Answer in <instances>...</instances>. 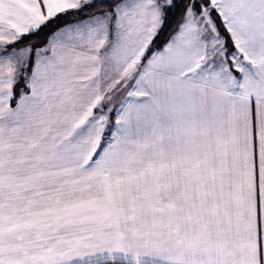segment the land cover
I'll return each mask as SVG.
<instances>
[{
    "label": "snow or ice",
    "instance_id": "6c2138e0",
    "mask_svg": "<svg viewBox=\"0 0 264 264\" xmlns=\"http://www.w3.org/2000/svg\"><path fill=\"white\" fill-rule=\"evenodd\" d=\"M0 264H264V0H0Z\"/></svg>",
    "mask_w": 264,
    "mask_h": 264
}]
</instances>
